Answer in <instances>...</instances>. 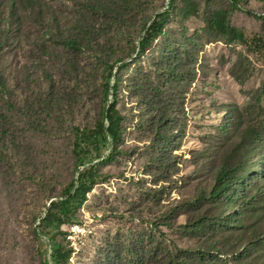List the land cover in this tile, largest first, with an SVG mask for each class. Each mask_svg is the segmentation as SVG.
<instances>
[{"label":"rangeland","instance_id":"1","mask_svg":"<svg viewBox=\"0 0 264 264\" xmlns=\"http://www.w3.org/2000/svg\"><path fill=\"white\" fill-rule=\"evenodd\" d=\"M168 6L0 0V264H264V0H174L141 55ZM113 102L118 153L105 163L113 142L93 139L89 154L106 181L51 240L41 222L84 169L76 141Z\"/></svg>","mask_w":264,"mask_h":264},{"label":"trees","instance_id":"2","mask_svg":"<svg viewBox=\"0 0 264 264\" xmlns=\"http://www.w3.org/2000/svg\"><path fill=\"white\" fill-rule=\"evenodd\" d=\"M173 2L174 0H169V6L164 11L158 13L153 18V21L149 24V26L146 27L145 35L141 40L139 51L141 55L145 53L147 46H149L159 35L162 34ZM234 2L235 0H233V3ZM208 25L212 30L225 34L229 27L227 24L226 11H215L211 16ZM73 43L76 44L75 41H73ZM125 67L126 64L117 67V72H121ZM115 109L116 103L113 102L111 111L106 112L105 120L109 123L108 127H106L104 122L96 129V131L92 132V135H89L87 133L89 131H87L76 141L74 152L77 156V167H82L84 169L82 171H78V179L74 182L73 190L71 191V189H69L64 194V197L62 196L63 200L58 199L52 202L45 219L41 222V233L51 240H53L51 232L53 230L59 231L62 226L75 222V216L86 203L87 195L96 185H98L99 182L106 181L99 176L100 166L89 160V154L94 149H97L96 145H92L93 143L91 140L93 139L106 144V147H109L110 140H112L113 146L109 148L110 154L103 160L105 163L111 162L115 157V153H118V143L120 142L122 136L121 118L117 112L114 113ZM165 134L166 133H163L162 135L165 136ZM163 142L165 143L166 141L162 140V143ZM239 170H241V168L238 169L237 172ZM226 177H228V175L224 172L218 176L217 184L213 192L214 197H218L223 190H225ZM57 254L58 253H53L51 255L53 264H66V261H64L63 258ZM179 254L180 253L164 255L158 261L154 262V264H217L214 260L208 261L201 253L192 254L189 257H182V255Z\"/></svg>","mask_w":264,"mask_h":264},{"label":"water","instance_id":"3","mask_svg":"<svg viewBox=\"0 0 264 264\" xmlns=\"http://www.w3.org/2000/svg\"><path fill=\"white\" fill-rule=\"evenodd\" d=\"M54 201H55V200H54ZM54 201H52V202H54ZM52 202H51V203H52ZM51 203H50V204H51ZM49 206H50V205H49Z\"/></svg>","mask_w":264,"mask_h":264}]
</instances>
